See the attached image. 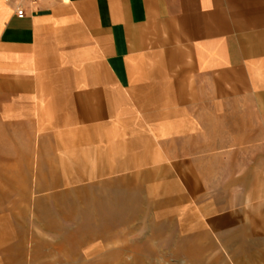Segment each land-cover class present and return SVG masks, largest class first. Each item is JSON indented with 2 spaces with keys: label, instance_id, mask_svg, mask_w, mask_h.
Masks as SVG:
<instances>
[{
  "label": "crops",
  "instance_id": "1",
  "mask_svg": "<svg viewBox=\"0 0 264 264\" xmlns=\"http://www.w3.org/2000/svg\"><path fill=\"white\" fill-rule=\"evenodd\" d=\"M0 102L81 182L189 194L168 168L196 165L202 125L213 152L232 149L211 141L217 119L264 135V0H42L24 19L0 0Z\"/></svg>",
  "mask_w": 264,
  "mask_h": 264
},
{
  "label": "rangeland",
  "instance_id": "2",
  "mask_svg": "<svg viewBox=\"0 0 264 264\" xmlns=\"http://www.w3.org/2000/svg\"><path fill=\"white\" fill-rule=\"evenodd\" d=\"M228 121L217 119L211 141L232 149L205 150L202 125L200 149L184 152L196 165L169 166L171 190L182 173L193 190L158 194L157 183L69 176L54 165L64 153L0 102V264H264V135L226 134Z\"/></svg>",
  "mask_w": 264,
  "mask_h": 264
},
{
  "label": "built area",
  "instance_id": "3",
  "mask_svg": "<svg viewBox=\"0 0 264 264\" xmlns=\"http://www.w3.org/2000/svg\"><path fill=\"white\" fill-rule=\"evenodd\" d=\"M14 6V14L19 19H24L38 12L42 0H5Z\"/></svg>",
  "mask_w": 264,
  "mask_h": 264
}]
</instances>
